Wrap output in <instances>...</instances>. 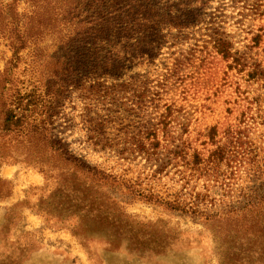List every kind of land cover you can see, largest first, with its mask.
<instances>
[{
    "label": "rangeland",
    "instance_id": "374dc122",
    "mask_svg": "<svg viewBox=\"0 0 264 264\" xmlns=\"http://www.w3.org/2000/svg\"><path fill=\"white\" fill-rule=\"evenodd\" d=\"M255 4L264 7V0H212L205 22L180 46L171 49L168 43L155 62L137 64L124 76L130 80L141 71L158 80L170 51L181 50L185 57H191L173 84L162 89V103L176 104L179 110L168 117L173 120L172 133L188 138L204 158L215 148L210 139L212 126L219 127L216 139L227 142L226 134H231L228 128L238 127L241 113L227 109L238 94L237 85L232 83V78H238L236 69L217 58L205 62L212 67L205 74L203 53L192 55L207 45L211 49L208 35H203L207 30L198 28L213 20L225 25L249 62L264 65V40L252 50L245 46L250 44L253 30L264 24V16L253 8ZM29 8L27 0L19 4L20 11ZM53 37L31 42L21 51L23 58L13 70L14 88L4 97L12 105L17 104V96L23 97L19 110L25 114L14 131L0 129V264H264V159L263 165L248 160L235 163L234 173H230L231 166L223 165V180L209 183L204 176H194L183 187L184 179L171 164L149 162L139 151L125 158L113 150H96L87 134L90 80L85 77L78 87L67 80L64 89H59L53 76L65 66L53 60L47 69L45 58L63 53L68 59V50L52 45L34 53ZM12 55L8 39L0 33V80ZM242 84L243 89L249 87ZM117 100L121 105L129 104L111 114L107 106L113 104L112 99L105 98L94 113L111 117L106 132L111 141L136 146L135 136L147 135L145 130L138 134L140 116L131 100L121 96ZM163 112L166 108L150 106L142 122L160 121ZM25 122L31 123L28 129ZM32 124L37 129L32 131ZM262 130L244 129L241 134L262 147ZM158 132L162 136V130ZM52 139H59L66 150L54 145ZM87 161L118 173L120 178H103L87 166ZM149 190L164 197L178 193L189 202L195 193H210L217 200L202 205L208 213L233 208L244 212L209 217L177 210L158 196L149 197ZM249 202L257 203L242 208ZM251 209H261V213L256 216Z\"/></svg>",
    "mask_w": 264,
    "mask_h": 264
},
{
    "label": "trees",
    "instance_id": "16d2710c",
    "mask_svg": "<svg viewBox=\"0 0 264 264\" xmlns=\"http://www.w3.org/2000/svg\"><path fill=\"white\" fill-rule=\"evenodd\" d=\"M21 1L0 0V33L8 39L13 51L0 80V129L12 132L23 122L25 113L19 110L23 97L15 98L16 105L4 98L5 93L14 88L13 70L23 58L21 51L31 42H44L49 36L55 35L51 43L37 48L34 53L44 52L45 48L52 45H62L68 50V59L63 53L45 58L47 69L51 68L49 65L53 60L58 66H65L64 70L57 72L58 75L55 74L57 76H53L59 89H64L67 80L76 87L84 84L85 77L87 81L90 80V84H87V134L94 141L92 145L96 150H113L125 158L129 157L130 152L139 151L149 162L161 161L163 166L171 164L177 167L176 172L184 179L183 187L194 176H204L209 183L223 180V165L231 166L230 173H234L235 163L248 160L256 165L264 159V146L253 144L252 138L241 134L244 129H263L260 138L264 145V65L258 61L249 62L246 52L236 47L235 40L231 37L233 35L224 29L225 25L213 20L206 22V26H200L198 29L207 30L203 35H208L206 41L211 49L207 45L206 49L201 48L199 52L194 50L192 53L194 56L203 53V65L208 60L222 58L238 74L236 80L232 78V83L237 85L238 94L230 100L233 105L227 108L241 113L238 127L230 125L228 129L231 134H226L227 142H221L224 138L219 140L215 137L219 132L218 125L212 126L210 139L215 148L211 149L209 157L204 158L203 152L182 134L172 133L170 125L173 120H168V117L179 109L174 102L162 103V89L173 84L171 81L179 75L185 61L191 57H185L181 50H172L164 70L159 73L162 77L158 80H154L149 72L141 71L132 74L130 80L124 78L133 66L155 62L168 43L171 49L177 44L180 46L200 23L205 22L212 0H27L30 8L20 11ZM253 8L256 11L258 9L259 16H264L262 5L255 4ZM263 40L264 24H261L253 30L250 44L245 46L252 50L260 46ZM211 68L205 63V74ZM52 73L53 70L50 75ZM107 78H112V81L109 82ZM242 82L249 87L243 89ZM59 89L56 88V93ZM120 96L127 101L131 100L133 110L140 116L138 134H142L144 130L147 133L146 137L143 135L140 139L135 136L136 146L118 145L111 141L106 134L111 117L98 111L94 113L98 102L105 98L112 99L113 104L107 106L111 114L117 112L116 108L119 111L120 107L129 104L118 103L117 97ZM150 106L155 110L166 108L160 121L148 119L142 122L145 111ZM30 125V122L23 124L26 129ZM30 129H37V125L32 124ZM160 130L162 136L158 132ZM52 142L66 150L59 139H52ZM180 164L184 165L183 168ZM87 166L103 178L114 181L120 178L118 173L108 171L98 164L93 165L87 161ZM147 193L150 194L149 197L158 196V192L152 190ZM176 195L158 197L173 209L206 214L209 217H231V214L244 212L233 208L208 213L202 209V205L217 200L210 193H195L194 200L190 202L178 193ZM255 203L257 202H249L242 208ZM251 212L259 216L261 209H251Z\"/></svg>",
    "mask_w": 264,
    "mask_h": 264
}]
</instances>
